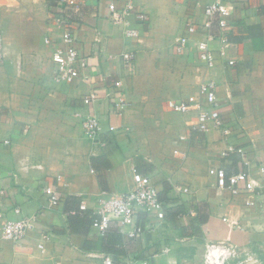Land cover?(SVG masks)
Wrapping results in <instances>:
<instances>
[{
	"label": "crops",
	"instance_id": "obj_1",
	"mask_svg": "<svg viewBox=\"0 0 264 264\" xmlns=\"http://www.w3.org/2000/svg\"><path fill=\"white\" fill-rule=\"evenodd\" d=\"M172 1L133 0L134 10L148 15L146 22L130 17L128 27L136 28L137 36H128L126 27L111 19L110 4L121 8L128 0H85L79 14L68 11L76 45L89 58V78L60 83L54 79L53 45L46 39L62 43L64 29L53 15L64 9L63 4L60 0H0L5 57L0 66V208L13 218L19 217L14 213L16 206L24 215H38L35 227L20 241L5 240L0 232L4 241L0 264H55L58 260L105 264L106 256L116 264L130 260L131 264H227L231 248L248 249L264 239V174L258 169L264 162V0H223L231 12L226 30L230 45L221 55L219 38L211 41L216 56L213 66L198 57L196 43L204 35L200 31L182 53L197 57V67H188L191 77H180L186 73L182 63L178 76L169 71L173 75L169 78L166 69L145 73L149 87L154 82L162 90L176 86L177 98L169 99L198 97L202 81L217 83L223 113L240 132L236 142L247 147V153H232L228 158L220 156L229 140L218 129L206 133L189 129L194 114L174 111L182 124L174 139L166 132L159 134L168 140L162 149L137 142V138L157 137L150 130L156 128L155 116L141 115L134 93L144 73L139 52L150 59L163 56L160 51L167 52L169 44L176 43L188 20L205 21L204 8L215 0L193 1L206 5L195 9L199 15H190L193 18L188 17L177 37V22L166 29ZM211 31L220 34L217 22ZM127 51L136 53L133 70L122 64L121 55ZM117 80L123 81L130 102L122 112L113 110L107 97ZM95 87L99 103L79 109L81 97ZM184 90L186 96L180 97ZM164 97L162 93L161 103ZM94 110L103 118L105 146L85 138L83 119L76 115ZM184 133L188 139L180 140ZM247 158L257 184L253 192L234 195L215 184L211 168L237 171ZM134 168L152 173L164 217H158L157 211H140L136 227L142 231L125 247L116 222L102 234L92 226L90 215L100 209L103 198L135 188ZM47 185L54 186L58 202L53 203L44 191ZM179 186H189L190 192ZM82 202L87 206L84 210ZM73 210L78 214H70ZM212 246L219 251L210 255Z\"/></svg>",
	"mask_w": 264,
	"mask_h": 264
},
{
	"label": "built area",
	"instance_id": "obj_2",
	"mask_svg": "<svg viewBox=\"0 0 264 264\" xmlns=\"http://www.w3.org/2000/svg\"><path fill=\"white\" fill-rule=\"evenodd\" d=\"M85 0H60L63 4L62 10L57 9L54 12V19L58 26L64 29L62 43L52 42L47 38L46 42L53 45L52 62L55 66L54 79L60 83H72L76 79L89 78L86 70L90 68L89 58L83 55L78 49L76 42V32L74 22L68 19V11L73 15L79 14L84 6ZM133 0H128V3L121 8H118L115 3H111V19L117 24L123 25L128 36H137L136 28L128 27L130 17H137L142 22L148 21V15L145 12L134 10ZM230 9L223 0H215L208 3L204 8L205 21L196 23L188 20L185 23L183 33L178 37L175 43L177 53H184L192 44V36L198 32H203L202 38L196 43L198 57L201 62L208 66H213L216 62L215 51L211 46V41L219 38L222 43L220 54L224 55L230 42L226 36V30L229 26ZM217 22L220 28V34L217 35L211 31L214 23ZM122 64L125 68L133 70L135 66L136 53L127 51L121 55ZM5 61L3 53V42L0 31V66ZM233 63V62H231ZM218 85L214 80H204L200 83L198 97H188L184 99H170L167 103L168 107L177 113L194 114V119L189 122L190 130L193 132L206 133L212 129H218L222 135L228 139V144L225 149L220 152L222 158H228L232 153H247L245 143L236 142V137L240 132L235 124L223 113L221 103L217 98ZM109 97L110 106L116 112H122L130 104L126 90L122 80L115 81L110 86V91L107 94ZM100 101V95L97 88L91 89L85 96H82L78 102L79 109L97 105ZM207 104V106H206ZM76 115L83 119L84 136L94 144L105 146L107 141L102 139L103 118L98 111H89L82 113L77 111ZM188 135L184 133L180 135V140H187ZM258 169L264 174V162L258 164ZM134 181L136 186L133 190L121 194H112L101 200V207L97 212H94L95 219L92 226L100 233L104 234L111 227L113 222H116L119 231L123 235L124 246L129 247L141 228L136 227L137 215L140 211L154 212L160 218L164 217L162 209L163 202L160 200V190L156 182L152 178L150 171L141 172L138 168L133 169ZM209 173L215 177V184L219 188L227 189L234 195L242 192H253L257 186L255 179L251 175V161L247 158L241 162L240 168L237 171L228 172L224 167H214L209 170ZM179 190L187 193L190 192L189 186H179ZM44 191L51 195L53 203L58 202L59 198L54 190L53 185L44 186ZM87 206L84 202L80 204V209L84 210ZM14 213L19 215L18 218L9 216L8 210L0 208V232L1 237L5 240L13 242L20 241L26 233L35 227L38 215H24L22 208L16 206ZM75 213V212H73ZM165 248L163 251H167ZM224 250V249H223ZM219 251V248L212 246L209 250L211 255ZM105 264H116L111 256H106ZM133 261H129L131 264ZM55 264H67L62 260L56 261Z\"/></svg>",
	"mask_w": 264,
	"mask_h": 264
},
{
	"label": "rangeland",
	"instance_id": "obj_3",
	"mask_svg": "<svg viewBox=\"0 0 264 264\" xmlns=\"http://www.w3.org/2000/svg\"><path fill=\"white\" fill-rule=\"evenodd\" d=\"M195 0H177L172 1V3L169 5L170 7V13L168 17V24H166V29L169 30L173 28V21L177 22L176 26V32L177 35H179L181 28L184 24V22L188 19V17H192L190 15H195L196 17L199 15V13H195L197 9H200L206 5L204 4H196V2H193ZM197 5V6H196ZM192 9V11H191ZM196 9V10H195ZM194 16V17H195ZM174 20H173V19ZM193 18V17H192ZM163 28V27H162ZM161 28V29H162ZM176 42V41H174ZM170 46H168V51H160L165 53L163 56H159L155 59L147 58V55H143L144 53H140V57L142 64L141 68L143 69L142 75H141V81L139 83L140 89L134 88V93L138 96V104L141 105V115L150 114L151 116H155L157 123H153L152 133L155 134L157 137L155 139H148V138H137L138 143H142L145 147L149 145V147L152 148V150L155 147H158L160 149L161 145L167 146L166 143L168 142L167 139H163L162 136L164 135L163 132H166L169 134L170 137H173V139L178 136V128L181 127L182 124V118L172 111L167 103L170 100L169 98H177L175 94H177V88L176 86H170V88H166L165 90H162L159 86L155 85V82L152 84L151 87L148 85V80L146 81V72L152 71V73H159V70L166 69L168 72L170 71L174 75L178 76V73H176L177 70H181V63L184 65L182 67V70H184L186 73L181 74V78L183 80H187V78L191 77L189 75L190 71L188 67H194L198 65L197 57L194 53H185V54H177L174 50L175 43H170ZM189 59V61H187ZM139 60V59H138ZM197 61V63H196ZM151 62V63H150ZM145 69V70H144ZM169 72V73H170ZM170 73L168 76L169 78L173 75ZM168 79L165 77V80ZM164 82V81H163ZM165 83V82H164ZM169 82L165 84V86H168ZM164 91V92H163ZM187 91H181L180 97L186 96ZM165 94L164 102H160L161 94ZM171 94H174L170 96ZM169 96V97H168ZM193 95H190V97ZM159 99V101H158ZM163 104V105H161ZM165 123V125H164ZM149 125L152 127V123L149 122ZM180 126V127H179ZM177 127V128H175ZM175 128V129H172ZM147 130H145L146 132ZM138 133V132H137ZM162 133V136L159 137V134ZM176 134V135H175ZM139 135V133L137 134ZM142 135H145L142 133ZM170 141V140H169ZM0 239V243H2ZM255 242V241H254ZM256 242H259L254 245H250V248L248 249H240L238 248L237 251L235 248H231L229 251L230 255L227 259V264H264V239L258 240Z\"/></svg>",
	"mask_w": 264,
	"mask_h": 264
},
{
	"label": "trees",
	"instance_id": "obj_4",
	"mask_svg": "<svg viewBox=\"0 0 264 264\" xmlns=\"http://www.w3.org/2000/svg\"><path fill=\"white\" fill-rule=\"evenodd\" d=\"M73 212H75V213H73ZM78 211L77 210H73V211H71L70 212V214H72V215H77L78 213H77ZM95 214L94 213H92L91 215H90V221H91V223H93V221H94V219H95ZM109 230V229H108Z\"/></svg>",
	"mask_w": 264,
	"mask_h": 264
}]
</instances>
